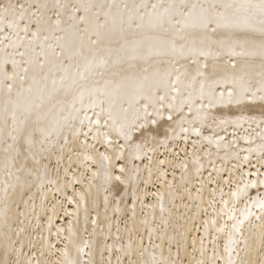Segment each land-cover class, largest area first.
Masks as SVG:
<instances>
[{
	"label": "bare ground",
	"instance_id": "bare-ground-1",
	"mask_svg": "<svg viewBox=\"0 0 264 264\" xmlns=\"http://www.w3.org/2000/svg\"><path fill=\"white\" fill-rule=\"evenodd\" d=\"M6 2L0 0V3ZM82 2L87 3L88 0H71L73 5ZM91 2L97 5L93 11L99 12L103 21L108 5H114L112 15L120 13L127 16L137 10L143 15L145 11H151V4H167L168 0ZM176 2L179 4L180 0ZM209 2L187 0L189 4ZM142 4L149 7H133ZM75 15H84L83 9ZM48 16L54 21L55 10L49 11ZM61 19L60 29L43 31L39 40L32 44H29L31 35L24 38L23 32L20 33L22 45L14 36L0 44V55L6 54L9 60L5 65L9 73L13 59L18 63L25 62L24 66L30 68L27 74L19 72L14 83L5 81L12 83L11 93L7 88H0V111L9 97L15 99L21 89L30 85L34 89V106L30 113L18 112L15 121L11 113L0 114V260L4 259L7 251L10 261L19 258L21 262L31 261V264H37V261L41 264H63L66 258L62 251L67 248V258L80 259L83 264L89 259L87 253L90 250L84 247L85 244L105 239L109 229V243L119 235L126 245L129 230L135 228L148 245L149 238L141 223L147 218L152 231L149 252L155 251L157 260L162 259L161 252L163 259L175 260L179 249L182 264H199L202 260L207 264H225L229 255L224 249L234 223L230 216L242 217L246 210L252 215L244 222L242 231L234 236L236 243L231 245V259L235 264L240 261L247 264L264 255V242L258 237L261 221L257 219L264 215L258 206L259 201L264 200V184L260 183L264 181V102H217L221 93L227 100L234 76L250 74L254 81L259 79V74L264 71L259 60L233 56L226 50L211 56L199 51L183 56L154 55L147 59L110 63L81 79L78 70L82 71L83 60L70 55L65 43L75 40L78 44V37L82 35L84 51L88 55L90 49L97 47L91 44L95 36L91 31L84 33V26L69 20L68 15ZM181 20L177 14L171 23L151 32L136 27L135 23L131 28L125 25L123 37L151 36L173 41L177 47H210L216 51L217 41L223 39V30L213 33L214 25H210L205 39L204 30L185 28ZM32 30H35L34 25ZM6 34L0 33V40ZM117 39L121 37L118 35ZM42 45L46 57L41 54ZM112 46H117L116 41ZM21 52L24 56L19 55ZM37 61L44 67L39 68ZM64 69H67V74ZM62 75H65L64 85L58 83L55 94L49 96L52 78L58 79ZM127 76L137 79L148 77V86L135 98L131 94L114 98L112 119H109V98L103 94L105 84L118 82ZM33 77L36 78L35 84ZM201 85L205 88L203 95L200 93ZM100 100H104L103 113ZM69 114V124L75 129V134L69 128L57 134L54 120ZM98 115L102 120V134L111 133L114 140L124 143L118 133L119 126L123 124L131 130L130 143L142 145L140 158L129 163L130 168L135 166L140 170V180L134 182L135 196L131 193L125 196V184L115 180V176L122 175L120 166L126 162L124 158L114 160V167L99 161L97 151L104 152L106 147L93 140L94 133L89 132V120L94 121ZM152 120L156 123L152 124ZM141 124L145 126L139 127ZM29 135L32 144L26 142ZM13 136L17 138L15 142ZM207 137L218 141L219 146L215 142L209 143ZM8 145H13V148L9 149ZM87 155L95 156L97 162L86 160ZM149 157L153 164L151 179H147L146 170ZM158 159L165 160L166 164L159 165ZM158 168H163L166 175L161 176ZM94 171L97 173L95 176L92 175ZM109 171L112 173L111 181L108 179ZM252 182L256 187L251 186ZM168 183L172 186L168 187ZM237 188L243 190L239 198L232 196ZM81 193L85 195V201L80 202L78 208ZM161 194L164 197V216L168 221L163 230L158 199ZM117 199H121L120 211L113 210ZM151 205H157L155 210ZM158 234L164 237L162 248ZM132 238L136 240L135 232H132ZM245 240L253 246L250 253L245 250ZM202 241L204 255L201 254ZM76 245L83 247L84 251L78 253ZM91 251L93 258L99 260L96 249L93 247Z\"/></svg>",
	"mask_w": 264,
	"mask_h": 264
},
{
	"label": "snow or ice",
	"instance_id": "snow-or-ice-1",
	"mask_svg": "<svg viewBox=\"0 0 264 264\" xmlns=\"http://www.w3.org/2000/svg\"><path fill=\"white\" fill-rule=\"evenodd\" d=\"M96 7L97 5L93 4L91 0H88L87 3L82 2L76 5H73L71 0H23V2H21V0H16V2L7 0L6 3H0V33H7L4 35L3 40H0V44L9 40L10 36H14L22 45L23 39H21L20 36L21 32H23L24 38H27L29 34L31 35L32 39L29 41V44H32L39 40L40 34L43 31L60 29L62 25L61 17L63 15H68L69 20L78 22L80 25L84 26V33L91 31L95 36L91 44L97 47L90 49V54L88 55H86L84 51V37L82 35L78 37V44L75 40H69L65 43V47L68 49L70 55L81 57L83 60L82 71L78 70V75L81 79H84L85 74H93L97 69L107 67L110 63L119 64L125 60L147 59L154 55L175 54L183 56L194 51H199L203 55L211 56L219 55L221 51L226 50L233 56L244 57L253 61L258 59L261 68L264 69V0H210L207 4H189L187 0H180L178 4L176 0H168L167 4H151V11H145L143 15L139 14L137 10L135 12H129L127 16L120 13L112 15V7H114V5H108V12L104 14L103 21L99 18L100 13L93 11ZM99 7L103 8L105 5H100ZM125 7L127 8V5H125ZM133 7L134 9H147L149 5L142 4ZM181 7H183V11H181ZM81 9H83L84 15H75V13L81 11ZM52 10H55L56 18L54 21L48 16V12ZM89 12H92L91 16H89ZM177 14L182 17L180 22L185 28L204 30L205 39L207 38L206 33L210 25H214L211 29L213 33L218 30H223V39L217 41L218 48L216 51L213 52L210 47H202L199 49H186L183 45L177 47L173 41L151 36L133 39L123 37L125 25L131 28L135 23L136 27L144 28L151 32L161 28L165 23H171L172 18ZM137 20L139 23H136ZM33 25L35 26L34 31L32 30ZM72 27L75 28L76 25L73 24ZM118 35L121 37L120 40L117 39ZM44 39H47V37H44ZM113 41H116L117 46H112ZM41 49V54L46 57L47 53L43 51V45ZM19 55L24 56V53L21 52ZM8 63L9 60L7 55H0V88H7L8 93H11L12 83H5V81L14 83L18 78L19 72L22 71L27 74L30 68L24 66L25 62L21 61L18 63L13 59L11 61V73H9L5 69V65ZM36 64L39 68L44 67L43 63L39 61H37ZM235 67L236 65L234 64L233 68ZM64 71L65 74H67V69H64ZM177 80H179V76H177ZM148 82V77L137 79L127 76L121 78L118 82L112 84L106 83L103 94L109 98V119H112L111 106L114 98H119L121 95L128 94H131L133 98H135V96L141 94L148 86ZM35 83L36 78L33 77V84ZM58 83L61 86L64 85L65 75L60 76L58 79L55 77L52 78V89L48 93L49 96L55 94ZM232 84L233 87L228 91L227 100H224V93H221L220 99L217 102H226L230 104H241L245 101L255 102L257 100L264 102V71H261L259 79L255 81L250 74L239 77L234 76L232 78ZM36 91L39 90L37 89ZM33 93L34 89L31 85L27 89H21L17 92L15 99L9 97L2 111H0V114L7 115L11 113L15 121L18 112L25 114L30 113L34 106L32 103ZM200 93L201 95L205 93L203 85L200 86ZM80 99L81 102H83V93H81ZM99 104L101 105V113H103L104 100H100ZM73 110H76L74 106ZM70 115L71 114L54 120V131H56L57 134L62 132L65 128H69L75 134V129H72L69 124ZM169 119H171V116H169ZM101 123L102 120L99 115L94 121L91 119L89 120V132L94 133L93 140L98 143H103L106 147V151L104 152L97 151L99 161L101 164L107 162L110 167H114L112 163L114 160L124 158L126 162L120 166L122 175L115 176V180L125 184V196L129 195V193L135 196L136 192L133 190L135 187L134 182H139L140 170L135 166L130 168L129 163L134 159L140 158L142 145L139 143L135 145L130 143L132 141L131 130L125 125L121 124L118 128L119 137L124 141V143H120L118 140L113 139L111 133H101ZM113 123L115 124L116 121L113 120ZM151 123L155 124L156 121L152 120ZM236 123H239V121H236ZM144 126L145 124H141L139 127L143 128ZM184 131H187V129H184ZM196 134L199 135L198 130ZM86 135L87 133H85V136ZM16 139V136L12 137L14 142ZM207 139L209 143L215 142L219 146V142L215 141L212 137H207ZM26 142L32 144L30 135L26 137ZM161 143L163 144L164 141H161ZM8 148H13V145H8ZM133 148L134 150H132ZM93 149L95 150V145H93ZM7 150L8 149H5V151ZM85 159L91 160L93 163L97 162L96 157L93 155H87ZM149 161V164L146 165L148 173L147 179H151L153 175L151 157H149ZM157 163L163 166L166 164V161L158 159ZM157 171L161 176L166 175L163 168H158ZM96 174L95 171L92 172L93 176ZM108 179L109 181L112 179V173L110 171L108 172ZM145 182H147V180H145ZM260 183L264 184V181ZM130 185L132 187H129ZM167 186L171 187L172 185L168 183ZM251 186L256 187V183L252 182ZM245 187H247V185ZM242 191V189L237 188V190L232 193V196L239 198ZM121 199H123V197H121ZM121 199L115 201L116 208L113 209L114 211H120L119 205ZM158 199L163 230V228L168 226V221L164 216L165 207L163 195L161 194ZM84 201L85 195L81 193L80 201L77 202V207L79 208V203ZM258 206L261 212L264 213V200L259 201ZM150 207L155 210L157 205H151ZM133 215H135V204H133ZM168 215L171 216L170 211ZM251 215L252 213L246 210V212L242 214V217L230 216V219H233L234 223L231 226L232 231L228 233V244L225 245L224 249L229 255V259L225 264H235L231 259L233 252L231 245L236 243L234 240L235 234L242 231L244 222L248 220ZM257 219L261 221V224L258 226L260 228L258 237L264 242V215L258 216ZM93 223H95V221H93ZM141 223L145 226V232L149 238L148 245H145L143 236L140 235L139 230L135 228L129 230L128 243L126 245L123 243V237L119 235L109 243L108 238L111 236V229H109V233L105 239L85 244L84 247H88L90 250L87 253L89 259L84 261L83 264H182L179 259V249H177V259H163V252H161L162 259L157 260L155 251L149 252L152 238V231L149 230L151 225L147 218ZM213 223H215V221H213ZM220 230L222 229H218V231ZM69 231H71V229H69ZM132 232L136 233L135 241L132 238ZM158 238L161 240L159 246L162 248L164 237L158 234ZM177 244H179V241H177ZM244 244L245 250L250 253L253 250V246L249 245L247 240L244 241ZM117 245H119V247ZM93 247L96 249V252L99 253V260L93 258L94 254L91 251ZM76 248L78 253L84 251V248L79 245H76ZM262 251H264V249H262ZM201 254H205L203 241L201 242ZM62 255L66 258L63 264H82L80 259L73 260L67 258V248L62 251ZM169 257H171V238L169 241ZM214 261L215 249H213V262ZM0 264H31V261L21 262L19 258L16 261H10L8 259V252L5 251L4 259L0 260ZM37 264H41V262L37 261ZM199 264H207V262L202 260ZM239 264H245V262L240 261ZM247 264H264V255H261L255 261H248Z\"/></svg>",
	"mask_w": 264,
	"mask_h": 264
}]
</instances>
